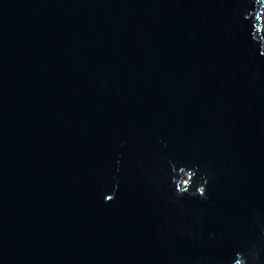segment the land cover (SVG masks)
Segmentation results:
<instances>
[{"label": "water", "instance_id": "obj_1", "mask_svg": "<svg viewBox=\"0 0 264 264\" xmlns=\"http://www.w3.org/2000/svg\"><path fill=\"white\" fill-rule=\"evenodd\" d=\"M251 8L0 0V264H229L259 239ZM169 160L207 168L210 202L169 200Z\"/></svg>", "mask_w": 264, "mask_h": 264}, {"label": "clouds", "instance_id": "obj_2", "mask_svg": "<svg viewBox=\"0 0 264 264\" xmlns=\"http://www.w3.org/2000/svg\"><path fill=\"white\" fill-rule=\"evenodd\" d=\"M252 8L248 9L243 15V20L247 22L248 37L259 57L264 58V0H248ZM123 147V144L121 145ZM122 157H118L116 164L117 173L120 171ZM199 177V179H197ZM113 190L110 195L105 197V203H111L119 190V179L113 176ZM165 179L169 187V200L180 206L179 202L185 196L192 199H199L202 202H210L208 194V185L214 180L212 174L199 163L193 162L191 167L188 165L177 166L172 160L168 161V171L165 173ZM196 183L195 190L193 184ZM156 183L160 181L157 179ZM259 220V217H257ZM229 264H264V226H261L258 240H252L247 247L235 253Z\"/></svg>", "mask_w": 264, "mask_h": 264}]
</instances>
